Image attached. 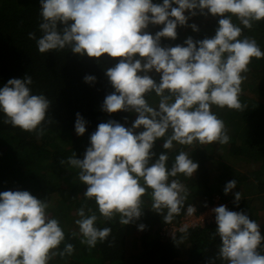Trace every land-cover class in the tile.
Masks as SVG:
<instances>
[{"label": "clouds", "instance_id": "9594fccd", "mask_svg": "<svg viewBox=\"0 0 264 264\" xmlns=\"http://www.w3.org/2000/svg\"><path fill=\"white\" fill-rule=\"evenodd\" d=\"M40 5L41 36L28 34L39 53L70 49L97 60L105 54L120 58L105 72L114 92L105 97L102 111L137 114L130 128L115 120L100 123L82 160L73 153L59 161L77 169L79 181L87 185L85 203L75 220L79 231L71 236H79L82 245L95 248L112 232L110 227L97 226L100 217L105 222L118 217L121 225L133 223L142 215L146 195L151 196V210L171 224L185 210L189 196L179 177L192 178L198 163L182 148L169 169L170 152L177 144L192 147L230 142L228 129L212 106L241 112L247 107L240 101L242 84L253 58H264V51L243 30L264 20V0H163L162 4L152 0H40ZM198 13L219 17L213 37L198 41L188 37L184 46H161V38L177 39L178 25L199 31L195 24L187 25ZM150 24L163 27L152 35L147 31ZM153 71L160 74L159 82L148 74ZM95 80L92 75L84 77L88 84ZM32 84L30 75L9 79L0 88V113L4 124L40 138L52 123L47 118L51 101L44 94H33ZM153 94L158 97L155 106L146 99ZM74 127L78 136L86 131V121L79 113ZM140 128L143 131L134 133ZM158 139H163L167 151L152 162ZM236 186L235 179L227 182L224 194ZM241 199V192H236L234 204ZM88 201L95 203L99 216L87 206ZM48 209V201L28 191L0 193V264H50L56 257L74 253L75 246L66 241L60 221ZM212 212L220 245L209 264L217 259L226 264H264L260 224L225 205ZM195 213L194 205L188 204L186 215ZM144 228L138 225V230ZM179 231L178 242L174 237L177 244L187 239V225Z\"/></svg>", "mask_w": 264, "mask_h": 264}, {"label": "trees", "instance_id": "16d2710c", "mask_svg": "<svg viewBox=\"0 0 264 264\" xmlns=\"http://www.w3.org/2000/svg\"><path fill=\"white\" fill-rule=\"evenodd\" d=\"M152 2L162 4L163 0ZM40 7V0H0V88L9 79H24L30 75L33 79V94H44L51 101L47 118L52 120L46 127L45 135L37 138L35 133L23 132L4 124V114L0 113V193L28 191L37 199L49 201V214L60 221L66 241L75 246L71 256L63 259L56 257L50 264H209L210 258L217 255L220 245L219 237L215 235L216 222L203 228H188L187 239L177 244L174 237L178 242L182 233L169 239L160 234V228L165 223L160 214L151 210L150 195L143 198L142 215L133 223L121 225L118 217L111 222H105L100 217L97 226L110 227L112 232L107 241L97 243L95 248L89 249L80 243L79 236H71L73 232L78 233L79 229L77 226L74 231L70 230L68 225L72 224L75 217L79 219L77 210L85 203L87 185H81L77 169L67 164L61 165L59 161L67 160L73 153L82 160L90 146V136L100 123L115 120L130 128L135 121L133 114L136 113L102 111L105 97L114 92L105 72L114 67L120 58L107 57L105 54L97 60L86 54H75L70 49L39 53L36 41L29 39L28 34L35 32L37 38L41 36L38 27L41 22ZM173 7L177 5L173 4ZM184 14L187 16L188 11ZM218 19L210 14L204 16L198 13L187 21V25L195 24L199 31L194 32L189 26L178 25L177 39L161 38V46H184L188 37L194 41L211 38L218 27ZM233 22L239 24L235 18ZM162 27L150 24L147 31L155 35ZM243 35L256 39L264 51V20L255 23L250 30L244 29ZM249 68L248 82L242 84V89L250 94L242 91L240 95L241 103L247 105L245 110L241 112L212 106V111L227 127L230 142L207 147L177 144L170 152L167 163L170 169L172 160L182 148L189 152L193 162L198 163L192 178L179 177L189 189L185 209L188 204H192L197 211H202L213 204L218 196L219 206L225 205L230 211L244 212L259 223L261 236L264 237V58H253ZM148 74L159 82L160 74L154 71ZM86 75L94 76L95 83H85ZM157 98L155 94L146 97L149 103ZM77 113L86 121V131L82 136L75 132ZM140 131L143 128L135 129L134 133ZM163 142V139L155 141L152 162L167 151L162 146ZM211 147L215 150L210 154L208 149ZM225 156L241 164H249L248 168L254 171L256 169L255 181L245 174L233 173L235 169L221 160ZM234 179L237 186L225 195L223 189L226 183ZM64 182L67 183L63 185ZM77 188L82 191L79 199L75 193ZM239 191L242 199L234 204V194ZM54 198H59L58 204L51 202ZM87 206L100 215L93 201H88ZM184 211L173 223L178 221ZM140 224L145 225L144 230H138ZM60 247L62 249L63 244ZM215 264L226 262L217 259Z\"/></svg>", "mask_w": 264, "mask_h": 264}, {"label": "built area", "instance_id": "2783aa9c", "mask_svg": "<svg viewBox=\"0 0 264 264\" xmlns=\"http://www.w3.org/2000/svg\"><path fill=\"white\" fill-rule=\"evenodd\" d=\"M219 205L218 198L214 199L213 204L206 206V208L202 211H197L192 216L186 215V209L183 215L178 219L176 223L165 224L160 228V234L165 237H174L175 234L181 233L180 228L187 225L188 228H203L205 225L215 222V213H209L208 207H217Z\"/></svg>", "mask_w": 264, "mask_h": 264}, {"label": "rangeland", "instance_id": "374dc122", "mask_svg": "<svg viewBox=\"0 0 264 264\" xmlns=\"http://www.w3.org/2000/svg\"><path fill=\"white\" fill-rule=\"evenodd\" d=\"M248 77V76H247ZM245 82H248V79L245 81ZM245 89H246V87H245ZM242 91H246V94H250V92L248 91L247 92V90H244V89H242ZM158 103V98L157 99H155L151 104H153V106H155L156 104ZM133 117L136 119L137 118V115L136 114H133ZM205 147H207L208 145H204ZM67 147V146H66ZM213 150H215L214 148L212 149V147L211 148H209L208 149V151L210 152V154H211V152L213 151ZM213 160H215V159H213ZM226 165H228L230 168H233V169H235V170H233V173H235V174H237V175H243V174H245L247 177H249V179H251L253 182L255 181L254 179V175H257V170L255 169V171H254V169H252V168H248V167H250L249 166V164H241L238 160H232V158L230 159L229 157H224V158H222L221 159ZM217 161H219V159L217 160ZM210 163H208V165H209ZM246 168H248V169H246ZM245 170H248V171H245ZM67 182H64V184L63 185H65ZM81 185H84V183H82ZM79 188H80V186H79ZM87 187H85V189H86ZM83 190V189H82ZM86 191V190H85ZM81 189H78L77 188V190H75V193H76V197H77V199H79L80 198V196H81ZM218 198V196H216V199ZM258 198V197H257ZM51 202H54L55 204H58L59 203V198H54V199H51ZM48 203H49V201H48ZM63 203V202H62ZM217 207H219V205H217ZM214 208H216V207H214V206H212V207H208L207 208V210H208V212L209 213H214V212H212V209H214ZM72 212H74V211H72ZM73 215V214H72ZM77 219V217H75L73 220H72V224H69L68 226H69V228H70V230H75L76 229V227H77V225H75L74 224V220H76Z\"/></svg>", "mask_w": 264, "mask_h": 264}, {"label": "crops", "instance_id": "0c3cea01", "mask_svg": "<svg viewBox=\"0 0 264 264\" xmlns=\"http://www.w3.org/2000/svg\"><path fill=\"white\" fill-rule=\"evenodd\" d=\"M172 238V237H171ZM168 239H169V237H168Z\"/></svg>", "mask_w": 264, "mask_h": 264}]
</instances>
